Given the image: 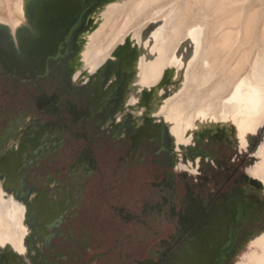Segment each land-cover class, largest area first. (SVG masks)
<instances>
[{
  "label": "flooded vegetation",
  "instance_id": "obj_1",
  "mask_svg": "<svg viewBox=\"0 0 264 264\" xmlns=\"http://www.w3.org/2000/svg\"><path fill=\"white\" fill-rule=\"evenodd\" d=\"M102 2L35 0L16 32L10 24L0 25V96L31 98L29 109L24 103L17 107L14 100L0 107V179L4 180L5 191L16 200L24 203L32 195L26 222L31 228L32 245L38 249V264H49L43 249L79 207L84 184L99 175L97 147L102 143L125 147L119 161L128 164L127 169L145 164L148 155L154 157V164L161 161L176 166L181 159L186 163L187 156L202 151L199 176L207 160L213 161L197 142L182 149L171 146L172 138L162 119L145 115L138 125L129 118L117 120L115 113L128 73L118 71L110 80L108 61L83 81H74V55L82 34L89 29L92 9ZM71 141L76 147L70 148L72 162L65 176L48 172L46 183L39 185L42 169L57 163ZM177 154H181L179 161L175 160ZM248 179L249 175L240 192L223 193L220 199L188 189L179 206L173 202L176 195L171 179L163 177L154 182L160 200L156 204L145 202L143 212L176 218L177 231L170 239L161 240L138 264L224 262L232 255L235 237L246 239L256 232L235 229L236 222L250 213L244 194ZM252 196L258 200L253 192ZM119 212L126 221L136 219L148 224L141 216L125 213L124 208Z\"/></svg>",
  "mask_w": 264,
  "mask_h": 264
},
{
  "label": "rangeland",
  "instance_id": "obj_2",
  "mask_svg": "<svg viewBox=\"0 0 264 264\" xmlns=\"http://www.w3.org/2000/svg\"><path fill=\"white\" fill-rule=\"evenodd\" d=\"M142 1L144 0H122L105 7L107 12H111L107 18L105 17L109 25L105 34L95 39L94 48L109 50L126 25L127 29L124 32L127 34L140 28L150 16L164 14L166 62L174 45L194 23L201 24L204 38L213 34L220 25L221 0H207L203 4H200V0H152L148 7L140 11L139 5ZM22 4L23 0H16L14 3L12 0H0V23L10 24L12 29H15L23 20ZM246 7L251 11L260 9L261 21L256 30L255 41L260 40L264 33V0H251ZM224 35L227 37L228 34L224 32ZM253 36L254 32L244 38L245 48L251 45ZM224 38L220 37L217 43H223ZM91 44L92 41L89 46ZM224 53L225 51H217L209 56L201 53L187 64L183 85L178 94L173 96L182 100L180 106L182 111L178 112L185 113L186 117L190 118L201 106L216 102L214 89L222 84L225 75L227 59L224 58ZM103 54L104 52H100L97 57ZM257 78L264 85L262 82L264 70L257 74ZM12 100L17 107L23 103L26 109L31 106L29 95L14 98L3 95L0 96V107L7 106ZM263 138L264 123L246 148H240L227 139H211L207 136L199 140L200 142L197 141L213 158V161L207 160L199 176L197 172L186 167L183 159L176 166L161 161L154 164L152 155H148L145 164L138 168L127 169L128 164L119 161L125 147L118 145L114 149L110 144L102 143L97 147L101 165L99 175L84 184L79 207L61 227V233L45 246L43 255L49 264H138L139 260L149 256L151 251L161 244V240L170 239L177 231L176 218L165 214L163 216L144 214L145 202L156 204L160 200L161 193L152 184L163 177L171 179L176 195L173 202L177 206L188 189L203 197L215 199H220L223 193L240 192L249 175L250 161L254 158L256 148ZM71 147H76L75 143L72 146V141L64 148V156L57 163L47 164L48 168L42 169L39 185L43 186L46 183L48 172L55 174L56 177L65 176L68 165L72 162ZM244 194L245 204H248L251 214L243 220H238L235 229L247 230L248 233L263 231L264 200L254 199L250 190H245ZM119 208H124L125 213L141 216L148 224L136 219L126 221ZM19 218L22 221V216L19 215ZM1 233L5 235L7 232ZM235 238L236 245L232 255L221 264H242L246 255L253 250L246 239L238 236ZM170 243L172 245L174 242ZM154 258L157 259L156 256Z\"/></svg>",
  "mask_w": 264,
  "mask_h": 264
},
{
  "label": "bare ground",
  "instance_id": "obj_3",
  "mask_svg": "<svg viewBox=\"0 0 264 264\" xmlns=\"http://www.w3.org/2000/svg\"><path fill=\"white\" fill-rule=\"evenodd\" d=\"M15 1L12 0L13 3ZM34 1L23 0V18ZM121 1L104 0L92 9L89 29L82 34V40L71 64L74 81H83L108 61L110 80L116 77L118 71L128 73L122 102L115 113L117 120L129 118L133 125H138L145 115L153 116L156 120L162 119L168 126L172 138L171 146L175 149L194 145L206 136L211 139H227L240 148H246L264 123V85L257 78V74L264 70V33L260 40L255 41L256 30L261 21L260 9H247L249 7H246V4L251 0H221L220 25L213 34L204 38L201 24L194 23L182 34L165 62L164 14L150 16L140 28L127 34L124 32L126 25L109 50L94 48L95 39L102 35L109 25L105 17L111 12H107L105 7ZM206 1L200 0V4ZM151 2L152 0L142 1L139 5L140 11ZM92 3L93 1L90 2ZM21 25L23 20L12 31L16 32ZM224 32L228 34L227 37ZM252 32V43L245 48L244 38ZM220 37L226 38L219 44L217 40H220ZM217 51H225L224 58L227 59L223 82L213 93L217 100L215 103L201 106L192 117L187 118L185 113L178 112L182 108V100L179 97L173 98L178 94L185 78L186 66L201 53L209 56ZM100 52L104 54L97 57ZM83 74L84 77H81ZM180 157L181 154H177L175 160L179 161ZM203 158L202 151L187 156L186 167L194 172L199 171ZM248 168L247 189L253 192L256 198L264 200V138L256 148ZM0 190V264H38V249L32 245L31 228L26 222V208L32 200V195L24 203L16 200L13 194L5 191L3 179H0ZM19 215L22 216V221ZM3 231L8 234L2 235ZM246 241L251 244L253 250L246 255L242 264H264V230L246 236Z\"/></svg>",
  "mask_w": 264,
  "mask_h": 264
}]
</instances>
